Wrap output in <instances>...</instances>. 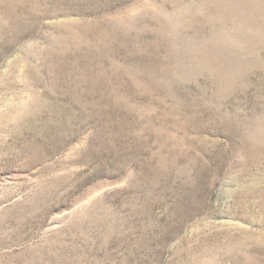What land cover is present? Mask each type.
Listing matches in <instances>:
<instances>
[{"label":"rangeland","instance_id":"rangeland-1","mask_svg":"<svg viewBox=\"0 0 264 264\" xmlns=\"http://www.w3.org/2000/svg\"><path fill=\"white\" fill-rule=\"evenodd\" d=\"M0 264H264V0H0Z\"/></svg>","mask_w":264,"mask_h":264}]
</instances>
